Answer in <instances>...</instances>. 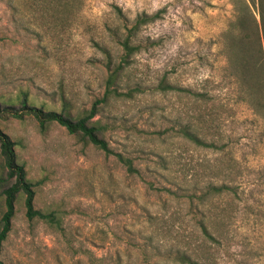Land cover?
Instances as JSON below:
<instances>
[{"label": "rangeland", "instance_id": "rangeland-1", "mask_svg": "<svg viewBox=\"0 0 264 264\" xmlns=\"http://www.w3.org/2000/svg\"><path fill=\"white\" fill-rule=\"evenodd\" d=\"M57 1L0 0L1 102L18 104L27 94L37 107L74 117L89 111L109 75L102 48L118 64L123 50L115 32L125 36L138 18L158 17L133 38L139 50L119 87L138 92L111 98L95 117L113 154L57 123L42 129L31 115L0 118L34 184L35 208L55 216L29 220L20 197L0 260L175 264L176 246L197 236L205 215L222 224L221 244H210L216 264H264V117L240 101L225 69L220 41L235 16L231 0H84L80 10L74 5L70 25ZM164 79L208 88L214 101L202 111L209 122L215 118L217 149L175 133L189 107L159 90ZM115 154L131 159L137 172ZM209 184L233 190L204 209ZM3 211L0 197V218Z\"/></svg>", "mask_w": 264, "mask_h": 264}, {"label": "trees", "instance_id": "trees-1", "mask_svg": "<svg viewBox=\"0 0 264 264\" xmlns=\"http://www.w3.org/2000/svg\"><path fill=\"white\" fill-rule=\"evenodd\" d=\"M231 2L234 5L235 16L221 34L220 41L221 51L227 62L225 69L239 89L240 101L250 106L257 115L264 117V0H231ZM57 3L65 6L66 12L63 13L62 21L70 25L74 5L80 10L84 0H58ZM157 17L158 14L154 17L144 15L138 18L131 28L126 27L125 36L120 35L119 31L115 32V41L123 50L118 64L114 63L112 53L102 48L107 56L109 75L105 82L104 96L97 99L89 111L74 117L66 111L58 112L37 107L29 101L27 94H24L18 99V104L0 101V118L24 119L25 116L31 115L39 122L42 129L48 123H57L66 128L70 134L80 135L83 140L104 151L106 155L113 154L108 142L101 136L103 126L99 120H95V117L98 115L100 105H107L111 98L132 97L134 92H138L137 87L123 94L119 91V87L130 64V58L139 50V46L133 44V38L137 36L142 25L152 22ZM203 87L182 88L164 79L158 88L164 93L175 92L180 99L187 100L189 108L179 113L180 118L175 126V133L196 146L217 149L219 139L214 134V126L211 124L215 118H212L213 121L210 119V123L202 111L207 102L214 100L208 88ZM63 101L66 103V99ZM15 146V142L0 128V197L4 206L0 218V256L12 230L16 205L20 197H24L29 220L38 218L52 222L55 219L53 214L43 213L35 208L34 184L28 178L25 166L20 163ZM115 155L127 167L129 173L137 172L131 159L122 154ZM232 190L233 188L228 184H209L200 203L205 209L207 202L213 201L225 191ZM221 225V220L218 218L211 219L203 215L198 221L197 236L183 246L181 244L176 246L175 264H216L210 244L215 243L218 246L221 244ZM0 264L5 263L0 260Z\"/></svg>", "mask_w": 264, "mask_h": 264}]
</instances>
